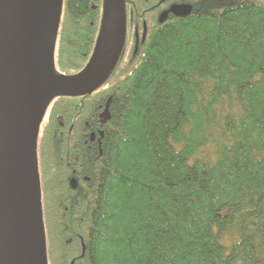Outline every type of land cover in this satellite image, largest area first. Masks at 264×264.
I'll use <instances>...</instances> for the list:
<instances>
[{"label": "trees", "instance_id": "1", "mask_svg": "<svg viewBox=\"0 0 264 264\" xmlns=\"http://www.w3.org/2000/svg\"><path fill=\"white\" fill-rule=\"evenodd\" d=\"M102 5L64 0L52 75L86 67ZM37 165L44 264H264V0L124 44L98 88L46 104Z\"/></svg>", "mask_w": 264, "mask_h": 264}, {"label": "water", "instance_id": "2", "mask_svg": "<svg viewBox=\"0 0 264 264\" xmlns=\"http://www.w3.org/2000/svg\"><path fill=\"white\" fill-rule=\"evenodd\" d=\"M58 13L59 0H0V264H44L35 151L43 109L53 98L78 97L98 88L122 49L123 0H103L86 67L73 77L52 75L47 61ZM106 116L105 110L101 117ZM69 185L75 189L77 183L71 179Z\"/></svg>", "mask_w": 264, "mask_h": 264}, {"label": "flooded vegetation", "instance_id": "3", "mask_svg": "<svg viewBox=\"0 0 264 264\" xmlns=\"http://www.w3.org/2000/svg\"><path fill=\"white\" fill-rule=\"evenodd\" d=\"M203 1L204 0H123L125 30L122 46L125 44L129 48L132 47L134 52L135 45H137L138 50V46L144 43L150 32L166 26L174 20L186 18L188 15L192 14L194 3H202ZM143 35L144 40L142 41ZM35 151L36 158L38 160L40 159L41 165V115L35 131ZM37 171L40 181L41 170L38 165Z\"/></svg>", "mask_w": 264, "mask_h": 264}, {"label": "rangeland", "instance_id": "4", "mask_svg": "<svg viewBox=\"0 0 264 264\" xmlns=\"http://www.w3.org/2000/svg\"><path fill=\"white\" fill-rule=\"evenodd\" d=\"M63 3H64V0H59V11L62 9ZM53 63H54L53 53L52 52H49L48 61H47V65H48L49 72H52Z\"/></svg>", "mask_w": 264, "mask_h": 264}]
</instances>
